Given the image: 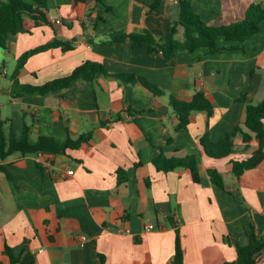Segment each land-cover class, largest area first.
Returning a JSON list of instances; mask_svg holds the SVG:
<instances>
[{
    "label": "crops",
    "instance_id": "0c3cea01",
    "mask_svg": "<svg viewBox=\"0 0 264 264\" xmlns=\"http://www.w3.org/2000/svg\"><path fill=\"white\" fill-rule=\"evenodd\" d=\"M155 1L98 5L88 0L72 8L73 0H54V8L48 2L51 26L9 36L3 56L16 65L11 75L6 62L0 68V128L12 129L18 140L26 125L33 141L91 138L68 150V156L0 160L5 167L0 169V264H10L6 246L15 256L31 254L35 264H98L99 254L106 264H172L176 231L183 264H224L237 259V246L249 244L251 226L264 236V161L240 180L232 173V163L248 159L256 143L246 148L238 133L232 137L234 153L221 159L208 157L200 144L207 131L217 142L243 127L247 106L264 101V20L238 50L180 52L172 64L162 54H151L148 45L135 49L129 40L109 43L110 31L169 35L180 7L161 0L153 10ZM186 1L203 22L218 27L245 20L252 4L264 6V0ZM177 29L176 39L182 41L184 29ZM55 38L69 42L71 50L36 54L17 72L24 53ZM217 43L238 45L223 37ZM86 61L103 65L109 75L143 78L163 96L111 76L79 81L47 96H20L13 90L15 81L40 86L69 76ZM196 91L205 94L214 113H195L188 130L177 133L169 99L190 102ZM157 147L167 158L195 156L200 182L185 168L158 171L153 164ZM209 169L223 176L225 190L211 182ZM148 225L153 229L147 231ZM80 234L88 237L84 246L78 244Z\"/></svg>",
    "mask_w": 264,
    "mask_h": 264
},
{
    "label": "trees",
    "instance_id": "16d2710c",
    "mask_svg": "<svg viewBox=\"0 0 264 264\" xmlns=\"http://www.w3.org/2000/svg\"><path fill=\"white\" fill-rule=\"evenodd\" d=\"M87 1L73 0L72 8L80 7ZM96 2L98 5L103 4V0H96ZM160 3L161 0H156L151 9L156 10ZM179 7V19L173 24L170 34L166 37L157 38L147 30L130 34L123 31H110L108 35L109 43H122L129 40L131 46L135 49L148 45L151 54H162L166 61L172 64L176 61L180 52L193 53L201 48H208L213 54L223 50H238L242 48L241 45L244 42L258 34L259 25L264 20V6L261 4L250 5L245 20L219 27L210 26L203 22L186 0H180ZM98 20H103V17H98ZM51 23L48 0H0V48L7 47L8 38L11 35L30 33L35 28L51 26ZM178 26L184 29L182 41L176 39ZM220 37L238 45L221 48L217 43ZM57 47H62L64 51L71 50L69 42L55 38L50 43L24 53L18 59L17 72L25 67V64L32 56ZM100 76H111L126 84L141 85L154 95L163 96L162 90L143 78L134 74L109 75L103 65L91 61L84 62L69 76L50 81L44 85H21L18 81H15L13 90L20 96H47L71 88L79 81L93 82ZM169 102L178 118V124L175 127V132L177 133L188 130L192 115L195 113L206 112L208 117H211L214 113V106L202 91H196L193 100L190 102L179 101L172 96ZM243 127L248 132H245ZM243 127L239 126L232 134L223 135L217 142H213L210 139L208 131L200 139V144L205 154L214 159L226 158L234 153L232 137L238 133L242 134L246 148H249L252 141L256 143L248 159L232 163V173L239 180L247 171L258 168L264 161V101L256 105L247 106ZM90 138L91 134H85L77 140L68 138L65 142L59 143L50 137L42 136L33 141L30 137V129L26 125L23 137L18 140L12 129L9 133H6L3 128H0V160L5 161L14 155H20L21 157L40 154L68 156V150L81 148L83 144L89 142ZM168 141L171 142V138ZM157 149L159 153L153 164L158 171L167 173L177 168H185L191 172L194 182H200L198 162L195 156H188L182 159L167 158L160 147H157ZM17 164L22 163L19 162ZM0 169L5 171L4 166H0ZM208 174L211 182L216 187L225 190L223 176L218 170L209 169ZM4 252L9 257L10 264H35L34 256L29 253L15 256L9 246L5 247ZM263 252L264 236L258 237L255 228L251 226L249 244L244 247L237 246V259L234 262H226L224 264H255ZM183 262L181 236L180 232L176 231L175 254L172 264H183ZM98 264H106L104 255H98ZM144 264H151V262L146 261Z\"/></svg>",
    "mask_w": 264,
    "mask_h": 264
},
{
    "label": "built area",
    "instance_id": "2783aa9c",
    "mask_svg": "<svg viewBox=\"0 0 264 264\" xmlns=\"http://www.w3.org/2000/svg\"><path fill=\"white\" fill-rule=\"evenodd\" d=\"M167 1L171 5H179V3H180V0H167ZM58 23H60V21H58ZM46 166H47V169L50 170V168H51L52 165H51V163H48ZM68 174H72V172L69 171ZM152 229H153V226L152 225H148L146 227V230L147 231L152 230ZM122 231H123L122 229L119 230V232H122ZM87 241H88V237L86 235L80 234L78 236V244L80 246H84ZM255 264H264V252L258 257V259H257V261H256Z\"/></svg>",
    "mask_w": 264,
    "mask_h": 264
},
{
    "label": "rangeland",
    "instance_id": "374dc122",
    "mask_svg": "<svg viewBox=\"0 0 264 264\" xmlns=\"http://www.w3.org/2000/svg\"><path fill=\"white\" fill-rule=\"evenodd\" d=\"M58 1L62 2L63 0H58ZM48 2H49V6L50 7L52 6V8H54L53 7L54 6V0H49ZM3 55H4V49L0 48V68H2L3 63L6 62V66H7L8 70H9V75H11L13 70H14V67H15L16 63H15V61H13L12 58H5ZM2 86L3 85H0V89H1ZM6 111H7V113L11 111L12 115L14 113V111H12V109L9 110V107H8V109Z\"/></svg>",
    "mask_w": 264,
    "mask_h": 264
}]
</instances>
